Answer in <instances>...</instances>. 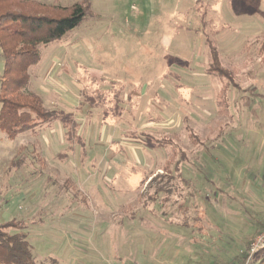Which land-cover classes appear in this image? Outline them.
Returning <instances> with one entry per match:
<instances>
[{
  "label": "rangeland",
  "instance_id": "rangeland-1",
  "mask_svg": "<svg viewBox=\"0 0 264 264\" xmlns=\"http://www.w3.org/2000/svg\"><path fill=\"white\" fill-rule=\"evenodd\" d=\"M93 11L29 71V90L73 113L85 146L68 151L59 123L37 135L0 127V223H25L38 264L243 258L264 230L253 235L264 220V0H93ZM207 39L231 84L206 73ZM98 89L111 104H82Z\"/></svg>",
  "mask_w": 264,
  "mask_h": 264
},
{
  "label": "trees",
  "instance_id": "trees-1",
  "mask_svg": "<svg viewBox=\"0 0 264 264\" xmlns=\"http://www.w3.org/2000/svg\"><path fill=\"white\" fill-rule=\"evenodd\" d=\"M94 17L93 0H80L66 7L34 0H0V53L5 61V71L0 76V127L10 136L24 133L37 135L42 128L59 123L64 130L68 151L85 146L79 133L81 124L75 115L63 110H46L42 98L29 90V71L40 61L41 47L67 39L72 31ZM205 44L211 57L206 73L221 81L228 79L231 84L233 77L222 66L217 46L210 39ZM260 55L264 59V38ZM227 94L222 91L218 96L217 106L221 115L229 114ZM118 97V94L114 97L117 108L121 103ZM82 98V104L91 109H100L112 103L110 96L100 89L93 94L83 91ZM107 112H104L105 119ZM190 135L194 143L199 142L193 131ZM158 176L153 177L148 185ZM166 192L172 193L170 190ZM184 203L180 207L186 213L188 207ZM28 237L23 221L14 219L0 223V264H38ZM258 258L264 261V252ZM242 260L240 255L230 264H242ZM51 264L55 262L51 261Z\"/></svg>",
  "mask_w": 264,
  "mask_h": 264
},
{
  "label": "built area",
  "instance_id": "built-area-1",
  "mask_svg": "<svg viewBox=\"0 0 264 264\" xmlns=\"http://www.w3.org/2000/svg\"><path fill=\"white\" fill-rule=\"evenodd\" d=\"M264 252V230L248 245L243 252L242 264H259L258 255Z\"/></svg>",
  "mask_w": 264,
  "mask_h": 264
},
{
  "label": "crops",
  "instance_id": "crops-1",
  "mask_svg": "<svg viewBox=\"0 0 264 264\" xmlns=\"http://www.w3.org/2000/svg\"><path fill=\"white\" fill-rule=\"evenodd\" d=\"M258 224V228L256 229V231L254 232V234L253 235H255L256 233H258L259 231H260V229H261V227L264 225V220L263 221H260L259 223H257ZM249 243V242H248ZM234 260V259H233ZM233 260H231V262L233 261ZM230 262V263H231ZM229 262H226V263H221V264H230ZM219 264V263H218Z\"/></svg>",
  "mask_w": 264,
  "mask_h": 264
}]
</instances>
